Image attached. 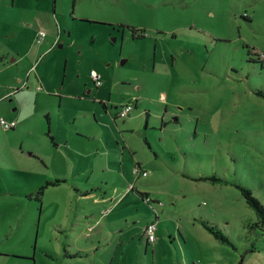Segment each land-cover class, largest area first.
Instances as JSON below:
<instances>
[{
	"label": "rangeland",
	"instance_id": "374dc122",
	"mask_svg": "<svg viewBox=\"0 0 264 264\" xmlns=\"http://www.w3.org/2000/svg\"><path fill=\"white\" fill-rule=\"evenodd\" d=\"M2 55L0 264H264V0H0Z\"/></svg>",
	"mask_w": 264,
	"mask_h": 264
},
{
	"label": "crops",
	"instance_id": "0c3cea01",
	"mask_svg": "<svg viewBox=\"0 0 264 264\" xmlns=\"http://www.w3.org/2000/svg\"><path fill=\"white\" fill-rule=\"evenodd\" d=\"M41 41V40H40ZM18 55H15V56H13L11 59L12 60H14V59H16V57H17ZM1 59V64H3V65H7L6 64V62H5V58L3 57V55L0 57ZM136 103V102H135ZM126 115V114H125ZM11 119H16L15 117H11ZM17 124V119H16V123H15V125ZM15 125H13V126H15ZM13 126H11V127H13ZM50 128V127H49ZM53 137H54V140L56 141V142H54L52 139V142H53V144H55V145H58L59 144V141H57L56 140V136H54L53 135ZM94 151H97V146H96V148H95V150ZM95 154H96V156H95V154H93L96 158H93L92 160H91V162L88 164V165H86V166H82L81 168H78V165H79V163L76 161V162H74L73 164H72V167L70 168V170L68 171V170H66V171H63V174L65 175V174H67L68 175V172H71V174H73V173H75V172H77L78 170H82V171H85L86 170V173H85V176L83 177V181H90L91 179L90 178H92L93 176L91 175L92 173H95V175H94V177H100V179H102V178H107V176H109V177H114L115 176V178L117 177L115 174H114V172L116 173V172H121L122 173V168H123V159L121 160V162H120V166H121V169H118L117 168V166H115V164L114 163H112L111 162V160H112V158H116V153H113L112 151H110V150H108L107 151V153L104 155V154H102V153H96V152H94ZM97 156H100L99 157V159H97ZM136 162H140L141 164H143V162H141L140 160H136ZM97 174V175H96ZM118 174V173H117ZM147 174V173H146ZM145 174V175H146ZM141 175V174H140ZM139 175V176H140ZM64 177H67V176H57L56 178H54V180H52V179H49V180H51L52 182H54V181H58V180H63V179H65ZM73 177H76V176H73ZM75 180L76 181H80V177L79 176H77L76 178H75ZM106 183H107V185H108V182H107V180H104ZM90 183H93V182H90ZM99 183V182H98ZM98 183H97V185H98ZM131 183V182H130ZM129 184V183H128ZM75 185V184H74ZM76 186V189H80V187L78 188L77 187V185H75ZM125 186V185H124ZM128 185H126L125 187H127ZM81 188H82V192L81 193H88V192H91L92 193V191H97L96 190V188H94L92 185L89 187L90 189H87V187H84V186H81ZM132 189H133V187H132ZM138 189H140V190H142V191H147L148 192V194L149 195H151V196H153V197H156V198H159L158 196H157V194H150V191L149 190H147L146 188H138ZM80 191V190H79ZM103 191H117V187H115L114 185L113 186H111L110 187V189L109 188H104L103 189ZM127 191H129V189H127ZM103 197V196H102ZM158 209H159V211H161V209H162V204L160 205V206H158ZM151 214H153V216L152 217H150V218H147V220H149V219H151V218H154L155 217V214H154V211H152L151 212ZM146 220V221H147ZM157 223H158V220H157ZM145 224V223H144ZM143 224V225H144ZM143 225H142V227H143ZM157 229H158V227H157ZM157 231V230H156Z\"/></svg>",
	"mask_w": 264,
	"mask_h": 264
},
{
	"label": "trees",
	"instance_id": "16d2710c",
	"mask_svg": "<svg viewBox=\"0 0 264 264\" xmlns=\"http://www.w3.org/2000/svg\"><path fill=\"white\" fill-rule=\"evenodd\" d=\"M131 29H132V32H133V34L134 35H143L144 33L143 32H137V30L139 29H137L136 27H134V26H132L131 27ZM137 29V30H136ZM143 29V27H141L140 28V30H142ZM146 113H148V112H146ZM46 116H47V118L49 117L48 116V114L46 113ZM47 130H48V132H49V135H50V137H51V139L54 141V142H56L55 140H54V137H53V134L50 132V128H47ZM147 141V140H146ZM148 142V141H147ZM140 163V162H139ZM135 164V163H134ZM141 164V163H140ZM144 167V166H143ZM198 177H212V178H218V176H216V175H199ZM49 182H51V180H49ZM240 185V187H241V189H242V194L244 195V197L246 198V200H247V202H249L253 207H254V209H255V211H256V213H257V215H258V219H259V221H261V222H264V203L260 200V198L258 197V196H256L253 192H252V190L248 187V186H246V185H244V184H239ZM133 188H135L134 187V185L132 186ZM136 190H137V192L141 195V197L143 198V199H145V197H146V195H149L148 194V192L147 191H142V190H140V189H138V188H135ZM151 196V195H150ZM145 200H147V199H145ZM158 200H160V198H156V197H153V196H151V198H150V200H147V202L148 203H151V201H154V202H156V201H158ZM161 201V200H160ZM163 203V202H162ZM162 203H156L157 205H156V207L153 209V211H154V214H155V217L154 218H151L150 220H152V219H154V220H156V224H157V220H158V217H159V209H158V206H160ZM148 222V220L145 222V224H144V227H143V231L145 232V225H146V223ZM205 223V225L211 230V231H213L216 235H218V236H221V237H224L225 235H224V233H223V231L219 228V227H217V226H214V225H212V224H209L207 221H204ZM156 230H157V225H156V229H155V232H156ZM147 236V235H146ZM156 236H157V234H156ZM156 239V237L153 239V240H149L148 238H147V242H151V241H154Z\"/></svg>",
	"mask_w": 264,
	"mask_h": 264
},
{
	"label": "built area",
	"instance_id": "2783aa9c",
	"mask_svg": "<svg viewBox=\"0 0 264 264\" xmlns=\"http://www.w3.org/2000/svg\"><path fill=\"white\" fill-rule=\"evenodd\" d=\"M45 35V31L43 29H39L36 36H37V40H41L43 38V36ZM91 75L94 78V81L96 82V84H100L101 83V78H100V74L95 71L93 68L91 69ZM134 101L132 98H128L126 101H124L120 107V109L118 110V114L120 115H125L127 114L130 109L134 106ZM0 122L3 124L4 127H11L13 125H15L16 123V119H7L4 116H0ZM133 170L137 175L140 174H146L148 171L145 167H143L139 162H136L133 165ZM151 196L150 195H146L145 199L150 200ZM156 203H162V201L158 200L156 201ZM156 220L152 219L149 220L146 225H145V233L147 235V238L149 240H153L156 237Z\"/></svg>",
	"mask_w": 264,
	"mask_h": 264
},
{
	"label": "flooded vegetation",
	"instance_id": "af4514ba",
	"mask_svg": "<svg viewBox=\"0 0 264 264\" xmlns=\"http://www.w3.org/2000/svg\"><path fill=\"white\" fill-rule=\"evenodd\" d=\"M138 28H139V29H138ZM140 28H141V27H137V29H138V30L136 29V30H137V32H140V31H141V32H143V33H144L143 29H142V30H140ZM137 35H138V34H137Z\"/></svg>",
	"mask_w": 264,
	"mask_h": 264
}]
</instances>
